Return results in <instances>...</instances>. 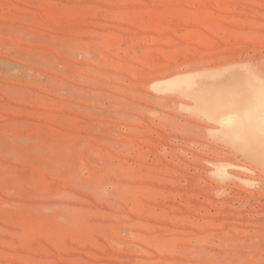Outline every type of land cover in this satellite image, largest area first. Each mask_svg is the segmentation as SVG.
Segmentation results:
<instances>
[{"label": "rangeland", "instance_id": "obj_1", "mask_svg": "<svg viewBox=\"0 0 264 264\" xmlns=\"http://www.w3.org/2000/svg\"><path fill=\"white\" fill-rule=\"evenodd\" d=\"M229 65L264 0H0V264H264V149L151 87Z\"/></svg>", "mask_w": 264, "mask_h": 264}, {"label": "bare ground", "instance_id": "obj_2", "mask_svg": "<svg viewBox=\"0 0 264 264\" xmlns=\"http://www.w3.org/2000/svg\"><path fill=\"white\" fill-rule=\"evenodd\" d=\"M242 68L245 69L243 65H229L214 70L176 74L153 82L151 87L158 89V92L159 89L160 92L161 90L162 92L175 91L196 99L199 111L208 115L219 125L218 136L227 139L226 141L232 144H242L244 148L241 149L248 153L247 156L251 149H256V154L258 152L262 154L264 149V81L250 69L242 73ZM209 86H213V89L210 90ZM215 86H217L216 89ZM251 90L254 94L256 93V95L252 94V100ZM197 105L196 108L194 107L195 110L198 108ZM229 128L231 131L227 132ZM253 153L254 151L250 152L251 155ZM223 163L222 161L216 162L217 173L220 176L224 175Z\"/></svg>", "mask_w": 264, "mask_h": 264}]
</instances>
